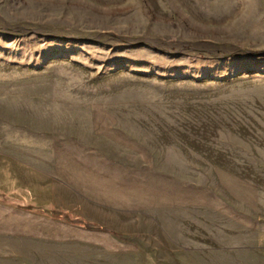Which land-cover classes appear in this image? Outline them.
Segmentation results:
<instances>
[{"label": "rangeland", "instance_id": "1", "mask_svg": "<svg viewBox=\"0 0 264 264\" xmlns=\"http://www.w3.org/2000/svg\"><path fill=\"white\" fill-rule=\"evenodd\" d=\"M0 264H264V0H0Z\"/></svg>", "mask_w": 264, "mask_h": 264}]
</instances>
